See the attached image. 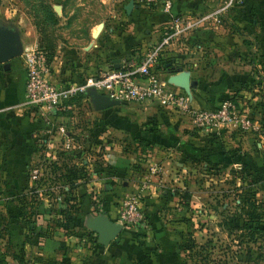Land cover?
I'll return each instance as SVG.
<instances>
[{
  "label": "crops",
  "instance_id": "crops-1",
  "mask_svg": "<svg viewBox=\"0 0 264 264\" xmlns=\"http://www.w3.org/2000/svg\"><path fill=\"white\" fill-rule=\"evenodd\" d=\"M223 1L175 0L169 12L156 7L140 24L143 28L139 24L129 26L127 32L117 35L115 44L106 46L104 29L91 44L94 52L84 54L83 62L76 61L77 55L71 54L76 62L70 64L76 70L79 68L84 78L102 69L115 68L124 60L138 61L160 40L172 16L197 19ZM129 16L135 17V13ZM220 17L219 23L209 19L200 24L192 33H197L196 43L192 42V35L183 40L182 48L167 51L173 54L169 55L171 63L167 66L177 63V69L165 79L187 74L196 80L197 86L189 89L195 108H215L233 98L237 107L257 122V133L243 136L231 128L212 133L222 141L248 144L254 137H264L260 113L264 102V0H241ZM65 57L61 56L54 66L51 64V78L69 77ZM14 68L11 81L0 80V102L5 103L0 105V143L4 146L2 159L9 169L5 187L8 192L28 197L34 181L23 184L27 168L39 167L40 176L38 202L32 207L35 214L31 217L35 229H29L26 218L18 217L20 202L8 201L14 214L7 221L8 248L2 255V264H18L16 256L26 263L31 258L28 264H185L181 245L187 228L196 229L197 215L203 210L201 203L192 199L193 194L202 190L194 188L190 178L197 167L208 172L213 166L211 162L220 161V155L212 153L211 146L204 142V133L193 128L187 116L157 102L133 104L128 110L121 109L119 104L97 109L92 94L74 104L75 116L61 115L56 125L50 126L19 106L24 99L25 71L22 64L16 63ZM71 75L73 81L79 79V74ZM79 118L85 121L74 126ZM112 119L122 127L113 125ZM60 124L74 130L68 129L77 138L79 148L63 147L57 129ZM108 124L120 133L129 132L136 147L125 151L106 141ZM140 141L147 146L143 147ZM71 152L77 155L71 157ZM63 163L74 165L76 179L60 178V173L65 172L64 167L60 169ZM68 187L80 211L61 225L59 210L65 196L61 188ZM130 194L140 197L143 223L123 227L112 242L102 245L88 227L89 217L104 214L119 223L120 202ZM199 233L194 231L193 238Z\"/></svg>",
  "mask_w": 264,
  "mask_h": 264
},
{
  "label": "rangeland",
  "instance_id": "rangeland-1",
  "mask_svg": "<svg viewBox=\"0 0 264 264\" xmlns=\"http://www.w3.org/2000/svg\"><path fill=\"white\" fill-rule=\"evenodd\" d=\"M128 2L129 0H0V25L17 30L21 43V55L11 61L14 63L13 68L5 71L0 64L1 82L5 83L13 79L14 66L16 63L22 64L23 52L36 45L47 50L49 61L53 66L61 56H66L65 68L69 71L70 75L67 77L69 79L60 80L52 75L55 82H72L74 77L71 74L75 76L79 74L77 76L81 78L82 72L79 73V68L76 70L75 65L70 64L71 54L77 55L76 61L83 62L86 56L84 54L94 52L91 44L101 31L106 30L103 36L106 46L115 44L118 37L127 32L129 26L139 24L138 26L141 27L140 24L144 23L148 13L139 20L136 16H140V11L146 9L153 11L157 7L154 4L147 5L146 0H134L138 5L137 8L133 7L131 12L135 13V18L126 14L124 7ZM138 26L137 28H140ZM176 69L177 63L157 67L164 77L170 72L175 73ZM228 100L232 101L233 98ZM0 103V105L5 104ZM133 104L143 103H119L123 110H128ZM26 111L34 110L26 109ZM64 116L69 117L68 114ZM123 118L120 117L121 120H124ZM83 121L85 120L79 118L78 124L73 122L74 126L82 125ZM70 122L68 123L71 124ZM94 122L96 123L97 120L95 119ZM112 124L122 127L115 121ZM111 127L113 126L108 124L104 135L106 141L115 143L125 151L127 149L131 151L136 147L129 132L120 133ZM68 129L74 131L71 127ZM234 131L239 135L251 136L258 130ZM211 140L213 143L209 144L211 146L209 150L218 153L220 161L211 162L210 166H213L208 172H203L202 166L197 167L196 174L192 179L190 178V181L195 183L194 188L198 186V190H202L193 194L192 199L200 202L203 210L197 215L199 218L196 229L191 226L186 230V234L191 238L194 236V231L199 230L200 233L195 239L193 238L195 246L192 253L184 252V262L185 264H264V137H254L248 144H243L242 141L235 144L231 141H222L216 137V134ZM257 140L260 141L259 146ZM3 149L4 146L0 143V227L14 214L12 204L8 201L14 202L17 199L16 194L8 192L5 187L9 169L5 167V161L2 159ZM241 156L253 159L256 163L255 169L250 170V173L241 164L239 160ZM250 179L253 181L250 182ZM31 181L36 182L37 179L31 178ZM242 188L245 190L255 188L256 192L244 195L241 192ZM6 240L7 233L0 228V264L5 259L2 255L6 254L8 248ZM30 261L31 258L27 263L24 261V264Z\"/></svg>",
  "mask_w": 264,
  "mask_h": 264
},
{
  "label": "built area",
  "instance_id": "built-area-1",
  "mask_svg": "<svg viewBox=\"0 0 264 264\" xmlns=\"http://www.w3.org/2000/svg\"><path fill=\"white\" fill-rule=\"evenodd\" d=\"M241 0H225L224 3L197 19L174 15L158 42L153 44L139 61H122L118 68L102 69L95 74L69 83H57L51 76V62L47 51L33 46L22 54L25 70L24 99L19 106L32 109L40 121L54 126L61 112L73 110L74 104L67 101L84 98L89 91H96L112 100L121 102H157L172 111L185 115L193 128L204 134L219 133L224 128L251 131L258 129L257 122L231 100H224L215 108H195L189 94L170 84L157 70L159 58L167 51L182 48L184 39L189 38L203 21L213 19L220 22V16L233 4ZM173 0H146L160 10L169 12ZM65 149L79 148L76 139L64 126L57 127ZM32 179L40 176L39 167L30 170ZM144 216L138 194L123 197L120 202L119 223L123 227H134L143 223Z\"/></svg>",
  "mask_w": 264,
  "mask_h": 264
},
{
  "label": "trees",
  "instance_id": "trees-1",
  "mask_svg": "<svg viewBox=\"0 0 264 264\" xmlns=\"http://www.w3.org/2000/svg\"><path fill=\"white\" fill-rule=\"evenodd\" d=\"M173 1H175V0H173ZM151 11L152 10H149V9H146V11L145 10H142L139 13L140 16H136V17H139L138 19L141 20V19H143V17L145 16V14H147V13H149ZM196 34L194 33V34H192L193 36L191 35L192 36L191 39H193L195 37L194 40H192V42H195L196 41L195 40L196 39V36H197ZM166 55H167L166 59L163 58V56H161L159 58V64H158L157 67H159V66H164L165 67V66L168 65V63H171V61L169 59L170 58L169 55H173V54L172 53H168ZM71 62H73V61L71 60ZM79 79H82V78H79ZM79 79H77V80H79ZM79 100H80L79 98H73V99L67 101V103L68 104H75V103H78ZM261 109H262L261 112H260L261 115H262V122H261L262 125L261 126H262V130H263V133H264V102L261 104ZM72 111L73 110H66V111L61 112V113L63 115L64 114L72 115ZM214 135L215 134H213V133L203 134L202 138H203V140H204L205 143L210 144L212 142L211 138ZM73 137L77 141V138L75 137V135H73ZM140 142H142V141H140ZM142 145H143V147H146L147 146V145H144L143 142H142ZM69 154L71 155V157L77 155L74 152H71ZM239 160H240L241 164L243 165V167L245 168V170L248 171V173H250L249 171L250 170L251 171L254 170L255 167H256V163L254 162L253 159L244 158L243 156H241L239 158ZM63 167H64V171L66 172V174H65V172L63 173V171H62L60 173V178L61 179L65 180V181H69V179H76L78 177L77 176V170H74V165H69L67 163H63L62 164V167L60 166V169L63 168ZM30 170H31V168H29V169L27 168V170H26V174H25L26 176H25V180H24L25 183L23 182L24 185L25 184L27 185V184H29L31 182ZM53 172H55V171H53ZM26 181H27V183H26ZM252 181L253 180L250 179V182H252ZM32 184H31V186L29 188L30 194H29L28 197H26L25 195H27V194H24V193L15 195V197L17 198L16 199V202L17 203L20 202L19 204H17V205H19V206H17L19 208L18 217H20V218H26L27 219V223H28V226H29V229L30 230L35 229L34 220H32L31 217L35 214V210L32 207L34 206V203L38 202V194L36 192V189L39 186V184L37 183V181L36 182H32ZM61 189H62V192L65 194V196H64V198L62 200L64 206L62 208H60V210H59L61 225H63L66 221H68V220L71 219L73 213L76 214L80 210H78V208L76 207V203H75V199L76 198L73 197V196H71L70 193H69L70 192V187H68V190H64L63 188H61ZM255 190H256L255 188H246V190L242 188L241 189V192L244 195L245 194H253V193L256 192ZM189 196L190 195H187L186 198L188 199ZM23 203H25V205L26 206H29L30 208L29 209L26 208V206L22 205ZM0 228L7 233V236H9V223L8 222H5L4 225H1ZM261 233H262V231L260 232V234ZM194 243H195L194 242V239L191 238V236L187 235L186 238H185V240H184V242L181 245V248L184 250V252L188 251V252L192 253L191 251H193V246H195ZM14 259L17 261L18 264H22L24 262L23 258H21L19 256H16V258H14Z\"/></svg>",
  "mask_w": 264,
  "mask_h": 264
},
{
  "label": "water",
  "instance_id": "water-1",
  "mask_svg": "<svg viewBox=\"0 0 264 264\" xmlns=\"http://www.w3.org/2000/svg\"><path fill=\"white\" fill-rule=\"evenodd\" d=\"M133 7L137 8L138 5L134 3V0H129L124 7L128 15L132 12ZM20 55L21 43L18 31L12 27L0 25V64L3 65V69L5 71L9 70L11 68V61ZM118 67V65L115 66V68ZM167 81L183 89L189 95V89L197 86V81L190 79L187 74L175 77L171 76ZM88 94H92L93 103L97 109H104L120 103L96 91H89ZM88 221L89 229L97 235L98 241L102 245H108L112 242L123 228L122 224L110 221L104 214L89 217Z\"/></svg>",
  "mask_w": 264,
  "mask_h": 264
},
{
  "label": "flooded vegetation",
  "instance_id": "flooded-vegetation-1",
  "mask_svg": "<svg viewBox=\"0 0 264 264\" xmlns=\"http://www.w3.org/2000/svg\"><path fill=\"white\" fill-rule=\"evenodd\" d=\"M13 65H14V63L11 62V68L10 69L13 68ZM1 67L3 68V65H1Z\"/></svg>",
  "mask_w": 264,
  "mask_h": 264
}]
</instances>
